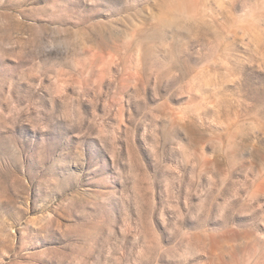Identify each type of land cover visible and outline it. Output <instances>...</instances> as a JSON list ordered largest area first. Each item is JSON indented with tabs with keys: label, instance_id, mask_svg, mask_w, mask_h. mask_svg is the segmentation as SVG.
Wrapping results in <instances>:
<instances>
[{
	"label": "rangeland",
	"instance_id": "1",
	"mask_svg": "<svg viewBox=\"0 0 264 264\" xmlns=\"http://www.w3.org/2000/svg\"><path fill=\"white\" fill-rule=\"evenodd\" d=\"M0 264H264V0H0Z\"/></svg>",
	"mask_w": 264,
	"mask_h": 264
}]
</instances>
